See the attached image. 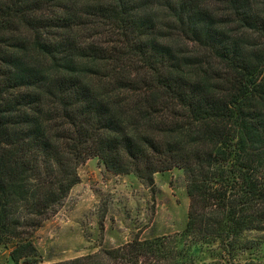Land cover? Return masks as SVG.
I'll list each match as a JSON object with an SVG mask.
<instances>
[{
	"label": "trees",
	"instance_id": "1",
	"mask_svg": "<svg viewBox=\"0 0 264 264\" xmlns=\"http://www.w3.org/2000/svg\"><path fill=\"white\" fill-rule=\"evenodd\" d=\"M93 157L149 187L180 169L186 224L47 264H255L243 256L264 245V0H0L13 264H41L34 232Z\"/></svg>",
	"mask_w": 264,
	"mask_h": 264
},
{
	"label": "rangeland",
	"instance_id": "2",
	"mask_svg": "<svg viewBox=\"0 0 264 264\" xmlns=\"http://www.w3.org/2000/svg\"><path fill=\"white\" fill-rule=\"evenodd\" d=\"M78 173L80 181L58 212L34 232L41 264L117 247L135 236L173 234L186 224L189 198L185 176L178 168L156 173L153 187L133 174L107 170L96 157L81 164ZM243 258L264 264V245L260 254H244ZM217 263L214 258L206 261ZM0 264H13L10 250L3 246Z\"/></svg>",
	"mask_w": 264,
	"mask_h": 264
}]
</instances>
